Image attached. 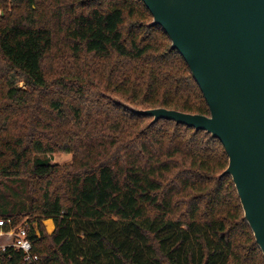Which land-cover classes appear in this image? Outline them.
<instances>
[{"label":"trees","instance_id":"trees-1","mask_svg":"<svg viewBox=\"0 0 264 264\" xmlns=\"http://www.w3.org/2000/svg\"><path fill=\"white\" fill-rule=\"evenodd\" d=\"M0 5V219L29 217L37 264H264L221 141L114 101L210 116L143 0Z\"/></svg>","mask_w":264,"mask_h":264},{"label":"water","instance_id":"water-1","mask_svg":"<svg viewBox=\"0 0 264 264\" xmlns=\"http://www.w3.org/2000/svg\"><path fill=\"white\" fill-rule=\"evenodd\" d=\"M183 56L210 116L155 108L139 115L206 131L221 141L245 218L264 255V0H143Z\"/></svg>","mask_w":264,"mask_h":264},{"label":"built area","instance_id":"built-area-1","mask_svg":"<svg viewBox=\"0 0 264 264\" xmlns=\"http://www.w3.org/2000/svg\"><path fill=\"white\" fill-rule=\"evenodd\" d=\"M31 233L27 221L19 226H14L10 218L0 219V249L5 251L12 248L23 256L27 264H37L39 256L33 252Z\"/></svg>","mask_w":264,"mask_h":264},{"label":"rangeland","instance_id":"rangeland-1","mask_svg":"<svg viewBox=\"0 0 264 264\" xmlns=\"http://www.w3.org/2000/svg\"><path fill=\"white\" fill-rule=\"evenodd\" d=\"M11 9H12V7H11V5H9V6H8V12H9V13L12 12ZM4 14H5V10H4V9L2 8V6L0 5V17H3ZM19 86L22 87V88H26V87L24 86L23 82H20ZM27 90H28V88H27ZM40 157L43 158V159H48V160H50V161H51L52 163H54V164H59V165H61V166H64V165H69V164H71V163L73 162V157H74V156H73L72 153H54V154H49V155H46V156L41 155ZM25 221H27L28 225H30V223H29V217L24 218V219L22 220L21 224L24 223ZM46 222H48V221H45V222H44V225H45V227H46L47 233H48V234H52L53 229H52V230H49V228H48Z\"/></svg>","mask_w":264,"mask_h":264},{"label":"bare ground","instance_id":"bare-ground-1","mask_svg":"<svg viewBox=\"0 0 264 264\" xmlns=\"http://www.w3.org/2000/svg\"><path fill=\"white\" fill-rule=\"evenodd\" d=\"M46 224H47L49 230H52L53 229V224H52L51 221L46 222Z\"/></svg>","mask_w":264,"mask_h":264},{"label":"crops","instance_id":"crops-1","mask_svg":"<svg viewBox=\"0 0 264 264\" xmlns=\"http://www.w3.org/2000/svg\"><path fill=\"white\" fill-rule=\"evenodd\" d=\"M47 221H51V222H52V224H53V231H54V229H55V225H54L53 220H47Z\"/></svg>","mask_w":264,"mask_h":264}]
</instances>
